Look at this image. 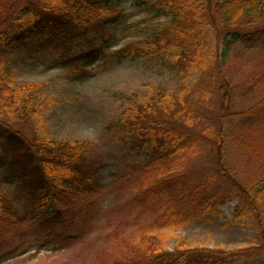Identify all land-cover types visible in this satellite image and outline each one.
I'll return each instance as SVG.
<instances>
[{
	"label": "trees",
	"instance_id": "1",
	"mask_svg": "<svg viewBox=\"0 0 264 264\" xmlns=\"http://www.w3.org/2000/svg\"><path fill=\"white\" fill-rule=\"evenodd\" d=\"M133 7L144 14L141 20L130 22L113 0H0V231L68 198L95 193L104 161L88 139L60 141L21 130L16 119L26 124L32 119L46 82L16 84L4 72L10 55H47L79 71H84L80 59L120 63L162 55L176 67L211 71L213 91L210 96L201 92L202 83L185 94L157 89L110 122L107 128L124 143L128 171L170 170L201 162L197 157L203 152L208 172L192 186L201 209L214 213L215 205L236 197L235 217L253 218L260 233L256 247L264 251V0H134ZM112 9L116 13L108 16L106 10ZM121 28L134 34L108 52L105 40ZM246 36L247 49L259 50L262 62L236 81L228 58ZM201 97L211 102L209 118L199 114ZM234 154L242 164L231 160ZM3 182L13 184L12 190L6 191ZM177 216L170 215L168 223L177 222ZM162 232L160 224L149 227L128 248L124 263H109L218 264L236 253L194 247L186 239L169 250Z\"/></svg>",
	"mask_w": 264,
	"mask_h": 264
},
{
	"label": "rangeland",
	"instance_id": "2",
	"mask_svg": "<svg viewBox=\"0 0 264 264\" xmlns=\"http://www.w3.org/2000/svg\"><path fill=\"white\" fill-rule=\"evenodd\" d=\"M113 1L130 16V22L144 15L133 7L134 0ZM114 11L106 10V14ZM129 29L121 28L114 38L105 40L108 52L130 41L134 33ZM246 39L241 38L230 49L227 69L236 81L248 77L262 62L261 52L247 49ZM8 59L4 72L16 84L46 82L37 101L40 108L35 105L32 119L27 124L16 119L21 130L28 136L48 135L60 141L88 139L104 161L95 193L68 198L64 204L0 231V264H111L114 259L124 263L128 248L135 247L144 231L156 224L164 228L159 234L166 249L172 250L186 239L194 247L236 249L225 263L218 264H264V251L256 247L260 233L253 218L243 214L235 217L236 197L215 205L214 213L201 209L192 186L200 184V176L208 172L203 152L197 157L201 162L130 173L128 159L123 158L124 143L107 128L129 112L136 98H146L157 89L185 94L202 83L201 92L210 96L214 77L207 72L211 71L186 70L180 64L176 67L170 57L162 55L120 63L80 59L84 71L47 55L29 58L16 52ZM196 102L199 114L209 118L210 100L201 97ZM236 157L230 156L235 164H242L241 156ZM165 176L169 177L161 178ZM1 184L6 191L13 188L11 183ZM185 193L187 198H183ZM177 214L178 221L168 223L169 216Z\"/></svg>",
	"mask_w": 264,
	"mask_h": 264
}]
</instances>
